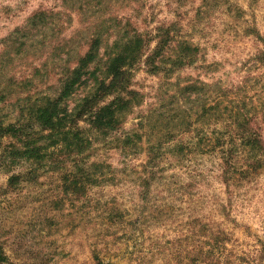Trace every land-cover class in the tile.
<instances>
[{
	"label": "rangeland",
	"instance_id": "obj_1",
	"mask_svg": "<svg viewBox=\"0 0 264 264\" xmlns=\"http://www.w3.org/2000/svg\"><path fill=\"white\" fill-rule=\"evenodd\" d=\"M35 10L54 14L52 28L6 40ZM127 19L150 33L172 22L176 37L198 45L202 55L170 78L148 72L143 61L136 65L132 88L141 102L118 135L137 132L141 140L134 136L136 146L127 150L114 134L105 139L94 135L100 140L88 161L112 166L92 168L105 171L104 180L93 173L75 190L74 173L65 175L56 167L65 158L72 169L74 157L55 154L45 159L48 163H33L10 153L15 140L0 139V253L5 264H264L261 146L250 158L243 151L237 170L224 178L218 148L199 142L192 131L168 134L184 127L199 103L217 101L218 108L194 122L201 134L228 137L226 123L239 111L247 113L245 120L251 119L264 141V62L257 60L264 58V0H0V69L6 56L12 60L10 76L2 79L31 78L32 64L44 73L20 90V97L16 93L0 102V120L3 125L14 121L29 89L30 101L54 93L47 86L59 76L55 64L66 62L67 50L75 54L72 60L83 53L95 27ZM111 31L108 43L117 36ZM45 34L51 38L43 45ZM19 41L26 44L24 54L16 53ZM188 77L204 80L207 94L177 105L169 95L175 83ZM77 94L80 89L68 99L69 107ZM159 140L163 145L155 157L147 147Z\"/></svg>",
	"mask_w": 264,
	"mask_h": 264
},
{
	"label": "trees",
	"instance_id": "obj_2",
	"mask_svg": "<svg viewBox=\"0 0 264 264\" xmlns=\"http://www.w3.org/2000/svg\"><path fill=\"white\" fill-rule=\"evenodd\" d=\"M53 16V13L49 14L44 10L33 11L27 17L25 24L21 28H16L6 40L8 38L10 40V37L16 40L27 39L35 29L42 30L44 34L46 29L52 28L50 24L54 21ZM115 23L116 25L111 24L112 27H105L103 23L102 27H95L93 33L85 41L86 50L83 53H76L77 57L73 60L71 57L75 54L71 56L69 50L65 52L66 62L62 66L61 63L55 64L56 69H54L59 75L56 83L47 86L54 93L43 92L45 95L42 93L40 96L44 95V97L36 99L37 101H30L31 89H29L25 106L18 104V115L14 121L3 125L0 120V139L7 137L17 143L11 145L10 153L31 159L33 163L47 162L45 159L51 160V156L55 154L62 157H74L75 162L72 163V169H69L71 166H66L65 158L60 159L56 167L61 168V172L64 171L65 175L68 170L74 173L75 178L71 180V184L75 190L83 188L85 181H91L90 176L93 173L98 174L104 180L105 171H95L96 169L92 168H112L108 163L88 161L89 155L95 150L94 144L97 138L94 135H100L105 139L114 134L120 140L122 148L127 150H130L128 148L133 145L136 146L134 136L141 140L140 134L135 135L137 132L118 135L128 114L141 102L140 93L132 88V75L136 65L143 61L148 72L170 78L174 73L192 66L202 55L198 45L190 43L187 39L176 37L174 33L176 29L172 22L155 27V33L140 31L129 19L124 24L119 20ZM110 30L117 32V36L108 43ZM47 38L51 36L44 35L43 45L46 44L45 39ZM25 45V42L19 41L16 53L24 54ZM47 45H50V42ZM57 48L59 49L60 46L53 45V49ZM101 48L103 51L100 54ZM43 53L47 57L46 52L43 51ZM6 58L3 60L5 64L3 63L0 69V102H3L5 97L16 93L20 97V90H26L29 85L33 86V78L44 76L40 67L32 64L31 78L25 77L18 82H11V78L7 81L3 80L4 75H9L12 68L11 58L9 56ZM48 58H55L58 61L63 59L60 55L52 57L48 55ZM257 60L264 62L262 57H258ZM71 62H74L73 65ZM46 77L48 78V74ZM39 78L43 80L44 77ZM10 85H16V87L12 86L13 89L9 90ZM173 86L174 90L169 96L177 105H182L192 98L204 95L206 82L199 78L193 80L188 77L184 82H177ZM78 89L81 90V94H77L73 105L69 107L67 101L75 92L77 93ZM35 92L32 93L33 96L38 97ZM16 101L19 102V100ZM216 104L217 101L211 105L199 103L192 111L193 113L188 114L186 125L177 131H168V134L172 133L171 136H176L179 132L192 131L199 142L205 141V145L212 150L218 148L217 154L223 166L222 177L227 178L231 171L237 170L235 168L239 166V155L243 151L247 158H250L251 154L254 155L257 150V146L258 148L261 146L262 151L260 149V152L264 153V146H262L264 141L259 137L257 127L251 123V119L245 120L247 113L242 114L239 111L234 112L231 115L232 121L226 123L229 128V130L226 129L229 132L228 137L216 135L215 139H211L201 134L202 129L199 130L197 126H194V122L218 108ZM194 113L197 115L195 119L192 118ZM241 115L243 119H240ZM81 122L84 125H81ZM216 130L217 128H214L213 132ZM162 145L163 141L159 140L158 143H151L147 150L156 157V152L161 149ZM245 162L243 164L246 165L247 161ZM46 165L45 163L43 166ZM246 169L242 168V171ZM81 175L83 178L80 177ZM0 264H5L1 253Z\"/></svg>",
	"mask_w": 264,
	"mask_h": 264
}]
</instances>
